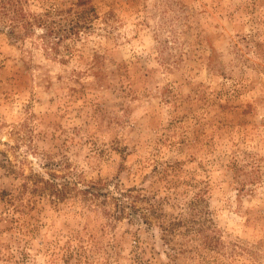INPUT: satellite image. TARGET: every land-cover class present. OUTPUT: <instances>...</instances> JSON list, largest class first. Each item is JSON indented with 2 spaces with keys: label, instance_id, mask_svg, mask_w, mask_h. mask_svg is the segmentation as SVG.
<instances>
[{
  "label": "rangeland",
  "instance_id": "374dc122",
  "mask_svg": "<svg viewBox=\"0 0 264 264\" xmlns=\"http://www.w3.org/2000/svg\"><path fill=\"white\" fill-rule=\"evenodd\" d=\"M0 264H264V0H0Z\"/></svg>",
  "mask_w": 264,
  "mask_h": 264
}]
</instances>
